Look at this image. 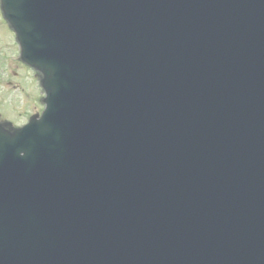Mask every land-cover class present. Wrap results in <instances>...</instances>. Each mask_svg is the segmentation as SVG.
Here are the masks:
<instances>
[{"label": "water", "instance_id": "water-1", "mask_svg": "<svg viewBox=\"0 0 264 264\" xmlns=\"http://www.w3.org/2000/svg\"><path fill=\"white\" fill-rule=\"evenodd\" d=\"M45 94L0 119V264H264V0H0Z\"/></svg>", "mask_w": 264, "mask_h": 264}, {"label": "rangeland", "instance_id": "rangeland-1", "mask_svg": "<svg viewBox=\"0 0 264 264\" xmlns=\"http://www.w3.org/2000/svg\"><path fill=\"white\" fill-rule=\"evenodd\" d=\"M16 46L0 20V111L16 126H20L27 121L29 107L38 105L33 97L35 89L39 91V88L32 78V72L16 61Z\"/></svg>", "mask_w": 264, "mask_h": 264}]
</instances>
